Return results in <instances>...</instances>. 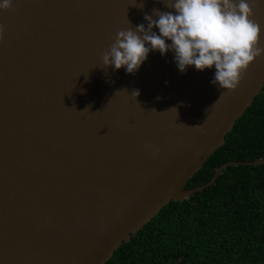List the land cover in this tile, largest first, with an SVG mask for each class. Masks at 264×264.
Segmentation results:
<instances>
[{
	"label": "water",
	"instance_id": "water-1",
	"mask_svg": "<svg viewBox=\"0 0 264 264\" xmlns=\"http://www.w3.org/2000/svg\"><path fill=\"white\" fill-rule=\"evenodd\" d=\"M11 2L0 9V264H105L170 201L229 166L264 164L231 161L184 189L259 94L264 55L231 91L211 83L215 66L182 73L171 51L130 74L103 52L147 26L145 13L174 12L170 0ZM253 11L264 47V0Z\"/></svg>",
	"mask_w": 264,
	"mask_h": 264
},
{
	"label": "trees",
	"instance_id": "trees-1",
	"mask_svg": "<svg viewBox=\"0 0 264 264\" xmlns=\"http://www.w3.org/2000/svg\"><path fill=\"white\" fill-rule=\"evenodd\" d=\"M262 159L264 85L184 189L225 163ZM105 264H264V164L229 166L209 188L170 201Z\"/></svg>",
	"mask_w": 264,
	"mask_h": 264
},
{
	"label": "clouds",
	"instance_id": "clouds-1",
	"mask_svg": "<svg viewBox=\"0 0 264 264\" xmlns=\"http://www.w3.org/2000/svg\"><path fill=\"white\" fill-rule=\"evenodd\" d=\"M165 6L174 12L154 9L152 15H144L147 26L141 23L118 31L102 54L103 65L115 70L126 67L127 73L134 74L150 51H159L162 56L171 51L182 73L189 66L199 71L215 66L211 83L231 91L238 87L249 65L264 55L261 26L252 19L256 0H170ZM11 7V0L0 3V9ZM153 28H158L159 34ZM131 94L136 98L140 93L133 90Z\"/></svg>",
	"mask_w": 264,
	"mask_h": 264
}]
</instances>
